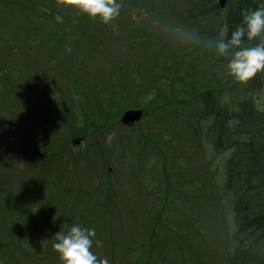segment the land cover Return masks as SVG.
<instances>
[{
    "label": "rangeland",
    "instance_id": "374dc122",
    "mask_svg": "<svg viewBox=\"0 0 264 264\" xmlns=\"http://www.w3.org/2000/svg\"><path fill=\"white\" fill-rule=\"evenodd\" d=\"M234 1L190 15L195 0H117L105 23L75 0H0V264H62L55 233L73 224L110 264H230L237 147L199 97L213 92L234 132L239 103L264 118V76L237 80L215 49ZM127 109L145 115L124 125ZM247 145L232 171L264 173V142ZM254 200L264 212V190Z\"/></svg>",
    "mask_w": 264,
    "mask_h": 264
},
{
    "label": "trees",
    "instance_id": "16d2710c",
    "mask_svg": "<svg viewBox=\"0 0 264 264\" xmlns=\"http://www.w3.org/2000/svg\"><path fill=\"white\" fill-rule=\"evenodd\" d=\"M195 2V6L188 10L190 15H193L195 12L200 13L201 11H207L206 6L204 7V5L210 6V10H213L214 12L217 10L216 6L212 4L211 0H195ZM256 7L258 6L251 2V0L234 1L223 19L224 30H227L228 35L231 34V31L236 26L243 22V14ZM209 35H212V32H210ZM262 40H264V36H257L252 39H249L247 36H245L242 45L249 44L251 47H253ZM205 41L206 40L203 41V39L200 38L201 44L206 43ZM262 76H264V71L258 72L253 77L249 78L248 86L255 88V86L259 84ZM215 97L216 96H214L213 92L210 91L205 92L199 97V99H203L202 102L204 103V112L200 118L202 117L203 119V117L213 114L214 126L212 127L217 128V130L219 128L218 135L228 133L230 138L234 137L232 144L234 147H237L235 159L231 157L227 160V166L229 167V170L228 181L225 184L229 188H231V186L237 188V193H233L235 195L234 221L237 225V230L233 232L231 236L229 235V238L227 239L228 242L230 241L231 248H233L231 249V252L229 249L230 264H262V262L264 263V259L261 262V259L258 260V256L260 254H263L264 256V212H262L261 209H257L259 205H255L256 202L254 200V196H257L262 190H264V173L257 174L255 172H250L245 176L243 173L233 172L232 165L237 161L238 157H242V160H247L249 163L250 158L248 155H246L247 153L245 146L249 147L247 144L253 145V143L256 144L264 142V125L262 124V122H264V118L258 117V120H256L257 117H253L255 114L253 105L251 106L246 102H242L239 103L241 112L242 110L247 111V114L244 112L243 114L239 112L238 114H240L241 117L237 115L236 120L239 119L238 121L240 123V129H237L235 132L232 129H225V123L227 122L229 114H227L224 106H221ZM199 99L198 101H200ZM225 130L227 131L225 132ZM235 136L239 139L241 138V140L236 139ZM220 140L223 141V139ZM251 151V155L254 160L256 155L261 156L259 153L253 150V147L250 148V153ZM263 160L257 165H252L254 168L261 167L260 164L263 162ZM90 203L88 204L89 206H94ZM104 210H106L105 212H107L108 216H110L112 205L108 204ZM115 212L116 210L112 215H115ZM260 216H262L263 219H261ZM253 254H256L257 259H252L254 256Z\"/></svg>",
    "mask_w": 264,
    "mask_h": 264
},
{
    "label": "clouds",
    "instance_id": "9594fccd",
    "mask_svg": "<svg viewBox=\"0 0 264 264\" xmlns=\"http://www.w3.org/2000/svg\"><path fill=\"white\" fill-rule=\"evenodd\" d=\"M79 11L99 17L103 22L112 21L120 13L117 0H75ZM264 36V7H256L243 14V22L231 34L227 30L215 41L216 52L229 56L228 71L240 81H246L264 71V40L253 47H241L243 40ZM96 236L94 228L73 224L67 232H56L54 249L62 264H110L107 257L98 258L91 248Z\"/></svg>",
    "mask_w": 264,
    "mask_h": 264
},
{
    "label": "flooded vegetation",
    "instance_id": "af4514ba",
    "mask_svg": "<svg viewBox=\"0 0 264 264\" xmlns=\"http://www.w3.org/2000/svg\"><path fill=\"white\" fill-rule=\"evenodd\" d=\"M54 41L56 42V33H55V36H54ZM25 65H30V74H32V72H33V67H32V61H31V59H30V61L29 62H26L25 63ZM36 77V80H37V76H35ZM2 84H5V81H4V79L2 78ZM34 96H36V94L34 93ZM56 139V138H55ZM28 144V146L27 147H25V150H27V149H29V150H31V151H33L35 154H36V156H37V158H39V156H41V158H40V160L38 159L37 160V162L36 163H33L32 162V164H34V168H37V167H39V171H40V175H49L50 173L51 174H53L52 172H53V169L51 168V167H49V166H47L45 163L43 164V162H45V161H47V157H46V154H43L42 153V155L44 156H42L41 154H39L36 150H37V147L35 146V144L33 143V142H28L27 143ZM36 149V150H35ZM28 150V151H29ZM25 152V151H24ZM35 156V155H34ZM50 161H53V158L51 157V160ZM42 169V170H41ZM41 177H46V176H41Z\"/></svg>",
    "mask_w": 264,
    "mask_h": 264
},
{
    "label": "water",
    "instance_id": "95a60500",
    "mask_svg": "<svg viewBox=\"0 0 264 264\" xmlns=\"http://www.w3.org/2000/svg\"><path fill=\"white\" fill-rule=\"evenodd\" d=\"M220 7L224 6V0H219ZM142 116V111L140 109H127L125 110L121 117L120 121L124 125H132L135 121H138ZM75 144L79 143V140L74 141Z\"/></svg>",
    "mask_w": 264,
    "mask_h": 264
}]
</instances>
